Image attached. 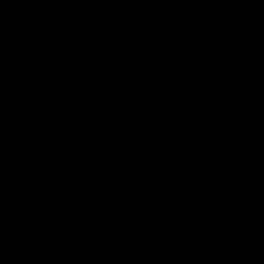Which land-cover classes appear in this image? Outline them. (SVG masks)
<instances>
[{
  "label": "water",
  "instance_id": "95a60500",
  "mask_svg": "<svg viewBox=\"0 0 264 264\" xmlns=\"http://www.w3.org/2000/svg\"><path fill=\"white\" fill-rule=\"evenodd\" d=\"M0 264H264V0H0Z\"/></svg>",
  "mask_w": 264,
  "mask_h": 264
}]
</instances>
